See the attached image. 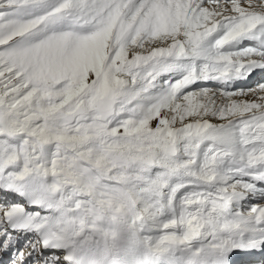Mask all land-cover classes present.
<instances>
[{"label":"snow or ice","instance_id":"obj_1","mask_svg":"<svg viewBox=\"0 0 264 264\" xmlns=\"http://www.w3.org/2000/svg\"><path fill=\"white\" fill-rule=\"evenodd\" d=\"M0 193V264H264V0H0Z\"/></svg>","mask_w":264,"mask_h":264},{"label":"clouds","instance_id":"obj_2","mask_svg":"<svg viewBox=\"0 0 264 264\" xmlns=\"http://www.w3.org/2000/svg\"><path fill=\"white\" fill-rule=\"evenodd\" d=\"M122 236H123V234L118 235L115 240H113L111 237H109L107 249L103 246L101 251L103 253L107 254L111 250L112 244L116 243Z\"/></svg>","mask_w":264,"mask_h":264},{"label":"rangeland","instance_id":"obj_3","mask_svg":"<svg viewBox=\"0 0 264 264\" xmlns=\"http://www.w3.org/2000/svg\"><path fill=\"white\" fill-rule=\"evenodd\" d=\"M212 122L214 123H223L224 121H219V120H213ZM159 235L158 231L156 230H148L147 237L151 239H155Z\"/></svg>","mask_w":264,"mask_h":264},{"label":"bare ground","instance_id":"obj_4","mask_svg":"<svg viewBox=\"0 0 264 264\" xmlns=\"http://www.w3.org/2000/svg\"><path fill=\"white\" fill-rule=\"evenodd\" d=\"M0 195H2V193H0Z\"/></svg>","mask_w":264,"mask_h":264}]
</instances>
